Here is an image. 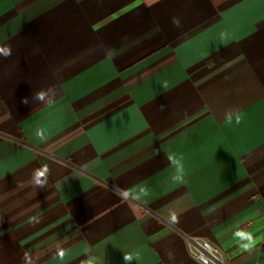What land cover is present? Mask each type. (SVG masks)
<instances>
[{"label":"crops","instance_id":"obj_1","mask_svg":"<svg viewBox=\"0 0 264 264\" xmlns=\"http://www.w3.org/2000/svg\"><path fill=\"white\" fill-rule=\"evenodd\" d=\"M4 45L0 264H264V0H0Z\"/></svg>","mask_w":264,"mask_h":264},{"label":"clouds","instance_id":"obj_2","mask_svg":"<svg viewBox=\"0 0 264 264\" xmlns=\"http://www.w3.org/2000/svg\"><path fill=\"white\" fill-rule=\"evenodd\" d=\"M173 24L177 27L180 26V20L178 17H173ZM221 39H223V35L221 36ZM12 54V49L10 45H4L0 46V55L7 58ZM116 55V50L114 49H108L107 50V57L109 59L114 58ZM161 87L163 89H167L168 85L167 82H163L161 84ZM56 88L54 86H50L47 89H43L39 92H36L33 95V99L40 101V102H47L53 99L56 95ZM24 103H28L27 98H25ZM164 105H161V109L163 110ZM243 122V116L240 112H236L232 109L226 110L224 113V123H226L228 126H232L233 124L236 126H239ZM171 165L174 169L172 178L176 181H183L187 175L184 163H183V156H176V157H170ZM49 169L47 166H41L38 169H35L32 175L33 183L38 188H44L47 184V178H48ZM172 219L175 220L176 217L172 216ZM247 247V245H245ZM27 255V254H26ZM124 260L127 262V264H132L133 258L131 256L125 255Z\"/></svg>","mask_w":264,"mask_h":264},{"label":"built area","instance_id":"obj_3","mask_svg":"<svg viewBox=\"0 0 264 264\" xmlns=\"http://www.w3.org/2000/svg\"><path fill=\"white\" fill-rule=\"evenodd\" d=\"M188 250L201 264H227L223 250L209 240L194 234H184Z\"/></svg>","mask_w":264,"mask_h":264},{"label":"snow or ice","instance_id":"obj_4","mask_svg":"<svg viewBox=\"0 0 264 264\" xmlns=\"http://www.w3.org/2000/svg\"><path fill=\"white\" fill-rule=\"evenodd\" d=\"M243 235V234H242Z\"/></svg>","mask_w":264,"mask_h":264}]
</instances>
